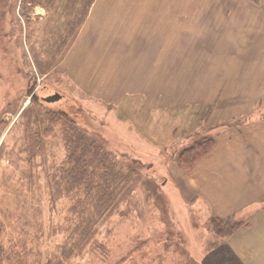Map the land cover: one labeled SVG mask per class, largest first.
I'll return each instance as SVG.
<instances>
[{
  "label": "rangeland",
  "instance_id": "1",
  "mask_svg": "<svg viewBox=\"0 0 264 264\" xmlns=\"http://www.w3.org/2000/svg\"><path fill=\"white\" fill-rule=\"evenodd\" d=\"M181 1V10L189 4L192 14H199L195 13L200 11L197 0ZM213 1L208 4L211 12L217 10V0ZM249 1L257 8L264 5L262 0ZM90 2L0 0L2 264H254L257 253L247 237H234L249 225L251 211L229 216L242 223L231 236L217 234L211 225L215 216L194 187L200 162L186 173L177 159L197 141L214 138L216 144L221 131L205 127L211 110H250L256 102L255 110H264V98L238 97L229 75L233 68L224 64V59L230 61L233 38L241 36L211 34L206 28L211 20L178 17L175 58L172 49L171 66L159 67V98L129 96L106 104L73 87L58 68ZM226 13H233L232 9ZM253 15L243 23L254 21L251 26L264 27V17ZM183 28L189 31L184 33ZM242 37L256 42L264 38L260 34ZM89 67L91 76H111L110 67L93 63ZM258 69L264 71V62ZM55 93L65 97L55 103L42 100ZM56 110H67L71 121L51 120ZM256 116L264 120L263 112ZM65 124L105 142L125 168L135 167V161L139 172L138 182L117 210L95 225L85 247L73 251L79 233L75 239L70 237L68 228L74 219L69 213L75 204L77 211L91 204L84 189L65 196L64 187H56L55 178L67 157Z\"/></svg>",
  "mask_w": 264,
  "mask_h": 264
},
{
  "label": "crops",
  "instance_id": "2",
  "mask_svg": "<svg viewBox=\"0 0 264 264\" xmlns=\"http://www.w3.org/2000/svg\"><path fill=\"white\" fill-rule=\"evenodd\" d=\"M210 2L215 3L197 0L200 11L193 15V7L187 4L183 11L178 0H91L77 33L58 62L59 71L73 87L106 104L138 95L158 99L159 67L171 66L172 49V59L175 58L178 17H200L211 20L206 27L211 34L241 36L233 38L231 57L227 55L230 61L223 58L227 61L224 64L233 68L229 75L239 98H264V86L253 85L264 84V71L258 69L264 62V38L258 42L253 39V44L242 37L264 36V27L251 26L254 21L249 25L248 21L243 23L253 14L255 18L264 17L261 13L264 5L257 8L249 0H217V10L211 12ZM179 3L186 4L184 0ZM231 9L233 13L227 14ZM188 31L183 28L184 33ZM243 59L251 61L249 70H240L249 66ZM90 63L110 67L111 76H91ZM257 106L258 102L250 110H211L205 127L221 132L212 152L195 169L198 174L193 180L213 216L226 218L251 211L249 225L234 237H247L248 245L257 253L254 264H264V216L260 217L264 214V120L256 116L264 110H255ZM218 120L227 123L214 125Z\"/></svg>",
  "mask_w": 264,
  "mask_h": 264
},
{
  "label": "trees",
  "instance_id": "3",
  "mask_svg": "<svg viewBox=\"0 0 264 264\" xmlns=\"http://www.w3.org/2000/svg\"><path fill=\"white\" fill-rule=\"evenodd\" d=\"M69 117L72 116L67 110H56L51 120L63 121V118L70 120ZM62 136L67 157L59 170V178H55L56 187L63 186L65 196H70V191L76 188L84 189L86 201L91 204L89 208L79 211L76 210L75 204L69 213L71 219L72 217L74 219L70 221L68 228L70 237L75 236V239L76 232L79 233V238L73 241L75 244L73 251L74 248L85 247L94 235L95 225L117 210L120 202L138 182L139 172L135 161H133L135 167L125 168V164L117 161L112 152L106 149L105 142H101L85 130L65 124ZM214 145V138L197 141L179 153L178 164L186 173H192L194 167L212 152ZM211 221L214 231L222 237L231 236L242 225L241 222L233 220V217L226 219L213 217ZM2 253L3 248L0 246V264L5 260ZM70 254L72 252L69 250Z\"/></svg>",
  "mask_w": 264,
  "mask_h": 264
},
{
  "label": "water",
  "instance_id": "4",
  "mask_svg": "<svg viewBox=\"0 0 264 264\" xmlns=\"http://www.w3.org/2000/svg\"><path fill=\"white\" fill-rule=\"evenodd\" d=\"M63 98V95L59 94V93H55L49 97H46L44 99H42L44 102L46 103H55L60 101ZM160 176H156V178H159Z\"/></svg>",
  "mask_w": 264,
  "mask_h": 264
}]
</instances>
